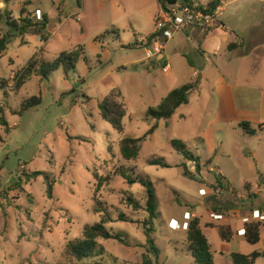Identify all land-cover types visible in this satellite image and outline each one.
<instances>
[{
  "label": "rangeland",
  "instance_id": "obj_1",
  "mask_svg": "<svg viewBox=\"0 0 264 264\" xmlns=\"http://www.w3.org/2000/svg\"><path fill=\"white\" fill-rule=\"evenodd\" d=\"M211 1L197 0L203 6ZM222 7V21L241 27L246 42L240 47L246 50L247 58L217 62L215 56L222 59L229 54L217 33L205 36V44L201 42L211 59L201 53L199 42L197 48L189 43L191 62L197 70L206 67V77L199 80L200 91L179 111L190 116L162 119L155 133L143 142L139 156L127 160L121 154V139L143 136L156 121L148 115V108L195 79L187 65L179 63L184 59L182 46L176 41L183 38L182 32L165 42V52L172 56L175 68L168 74L156 63L159 56L148 57L147 49L137 41L155 28L160 1L9 0L10 16L18 24L23 23L20 18L47 15L49 39L39 33L21 34L8 24L9 19L0 23V39L6 35L9 39L7 47L0 50V117L10 129L8 132L0 121V264H93L99 260L142 264L145 256L154 264H195L187 230L175 229L173 222L197 212L206 229V223L215 221L211 211L220 213L233 205L264 209V181H257V197L249 193L241 199L236 194L245 191L242 179H253L257 173L251 151L259 144L264 148V134H247L225 104L218 112L220 101L212 92L218 69H222L233 78L239 109L247 107L244 101L253 109L257 106L259 82L254 77L259 69L264 0H223ZM70 51L81 53L76 68L60 66L44 80L34 71L20 89L16 88L33 56L53 62L61 52ZM253 84L258 87H250ZM114 88L122 91L127 110L122 133L102 117L99 107ZM33 96H41V103L22 113L23 102ZM174 139L182 140L200 156L201 170L192 168L196 163L173 147ZM157 158L169 165L150 163ZM183 164L193 176L185 174ZM219 166L224 171L225 167L233 168L238 176L235 192L225 185ZM34 171L48 172L55 180L52 198L47 195L45 178L31 177ZM128 176L146 177L156 189L158 217L151 236L160 248L158 258L148 251L146 187L140 181L129 183ZM129 196L141 203L140 209L130 203ZM122 214L126 220L119 219ZM101 221L112 233H121L125 242L99 238L97 251L101 254L74 258L69 243L83 238L86 226ZM209 235L215 264L232 263L221 247L226 243L215 231ZM242 244L238 250L242 253L259 250L246 241ZM256 264H264V256L258 257Z\"/></svg>",
  "mask_w": 264,
  "mask_h": 264
},
{
  "label": "trees",
  "instance_id": "obj_2",
  "mask_svg": "<svg viewBox=\"0 0 264 264\" xmlns=\"http://www.w3.org/2000/svg\"><path fill=\"white\" fill-rule=\"evenodd\" d=\"M163 7H166V3H172L176 0H159ZM186 2H190L191 0H185ZM223 0H213L209 3L210 8L215 9L217 6L222 5ZM4 3L5 6H0V23L9 19L8 24L12 27H15L21 34L26 33H39L41 36L48 40V23L49 18L47 15H43L41 18L31 19L28 17L20 18L19 21H23L22 24H18V22L10 16V12L8 10L9 0H0V4ZM21 13H24L21 10ZM9 42L8 36H4L3 39H0V50L5 49ZM241 45L234 42L229 44V49H235L240 47ZM81 53L76 51L70 52H61L58 59L51 62L45 59H36V56H33L22 74L18 77L16 88L20 89L25 83L26 79H28L34 71H36L42 78L48 79L49 76L60 66L76 68L77 56ZM198 87V81L188 82L183 84L180 87H177L170 91L161 101L160 104L156 106H150L148 108V115L152 116L156 121L152 125V127L140 137L133 136H124L120 141V150L122 157L131 160L135 159L139 156V153L142 149L143 142L146 139L155 133V131L159 127V123L162 119H170L176 112V110L183 104H187L190 101V97L192 92ZM41 96H33L23 102L22 105V113L23 111L38 105L41 103ZM100 111L102 117L111 123V125L119 132H124V124L123 119L127 114L126 106L124 103V95L120 89L114 88L110 91V93L104 97V99L99 104ZM0 121L2 124L7 126V122L3 116L0 117ZM241 127L247 132L249 135H256L260 131H264V124H261L257 128H254L249 121L241 122ZM7 131L10 129L7 126ZM173 147L183 154L187 160L193 161L196 163L197 168H200V158L196 156L182 140L174 139L172 140ZM150 163L152 164H161L164 166H168L163 159H151ZM182 166L185 167V174L193 176V173L187 169L186 164ZM123 173V172H122ZM39 176H43L47 182V195L49 198H52L55 190V180L52 179L50 173L45 171H34L31 173L32 178H37ZM219 181V176L217 177ZM136 181H140L147 190L148 199L146 202V211L149 213V218L146 220L144 227L146 229L147 235V244L149 245V252H151L156 258H158L160 253V248L155 246V240L151 236L152 232H155L154 220L158 217L157 213V194L156 189L153 183L147 179L146 177H132L128 176V182L134 183ZM219 184H221L219 182ZM101 186V184H99ZM222 185V184H221ZM128 200L136 209L141 208V203L129 196ZM121 220H126L124 214L120 216ZM264 226V221H253L246 225V240L251 244H257L261 240V229ZM219 232L223 240L230 241L234 236V232L228 225H220ZM187 241L189 243V251L192 253L194 257L195 264H215V256L211 248L210 241L208 237L202 230L201 220L199 217L194 216L189 220V227L187 229ZM116 239L122 242H125L121 233H112L108 230L105 225V221L97 222L93 225H88L84 229L83 238L76 239L69 243V252L70 254L78 259L83 260L85 258H94L98 254L102 252L97 251L98 249V239ZM264 256V252L254 251L250 254H244L241 252H232L231 257L235 264H256V260L258 257ZM90 264V263H89ZM93 264H106L103 261H94ZM142 264H154L152 259L144 257Z\"/></svg>",
  "mask_w": 264,
  "mask_h": 264
},
{
  "label": "crops",
  "instance_id": "obj_3",
  "mask_svg": "<svg viewBox=\"0 0 264 264\" xmlns=\"http://www.w3.org/2000/svg\"><path fill=\"white\" fill-rule=\"evenodd\" d=\"M195 1H197V0H195ZM223 10H224V8H223ZM221 23H222L221 26L215 27V28L211 29L209 32H207V30H204L200 27H195V26L188 27L184 30L185 32L184 31L182 32V35H184L186 37L183 36V38H179L176 41V45L179 44L182 46V47H180L181 52H182L181 55H182V58L184 59L183 61L180 60L179 63H181L183 65L185 63V65H187V68L189 69V71L193 72L195 79H193L190 82L198 81V84H199V80L200 79L203 80L206 77V67H204L202 70H197L196 66L191 62V60L193 61V59L189 58V54L191 53V49L189 48V46H190L189 43L192 44V47L195 46L197 48L198 46H200L199 47L201 49L200 51H201V53H203L204 57L211 59L212 58L211 55L208 52L204 51L202 49V46H201V42L205 44L206 39L204 37L210 33L219 34L217 36L218 39L220 40V42H222L224 44V46L226 45V47L228 49V53H229V54H224L222 56L223 57L222 59L215 56L216 57L215 59H217V62H221V60H225V59H227V61L233 62V61H235V59L240 60L242 58H247L246 50L244 48L238 47L235 49H229V44L234 43V42H236L240 45L245 44L246 40H245L244 36L241 34V31H242L241 27H239V25L237 23H236V25H234L232 22H230L228 25V22H226L224 20L222 21V19H221ZM154 31H155V28L150 32L149 35H151ZM198 42L200 44L198 46H196V44ZM167 44L168 43L165 44V47H168ZM217 49L221 51L222 47H220L218 45ZM201 57H203V56H201ZM171 58H172V56L170 54H167L165 52V49H164L163 54L159 56L156 63H159L161 65H164L166 63L169 64L170 65L169 73H171V72H174V69H175L174 63L171 61ZM195 58H196V56H195ZM194 60H196V59H194ZM218 72H219V74L217 75V77L214 81V85H212V92L214 93V96H217L218 100L220 101V107L218 108V110H219L218 112H221L223 110L224 104H225V107L228 108L227 111L234 114V118H236L237 124L239 125V127H240V124L242 121H249V122L254 121V122H256L255 124L257 126L252 124V126L254 128H257L261 124H264V27L259 26V69L256 70V76L254 77V81L259 82V102H254V103H258L254 109L251 107V105L247 101H244L245 105L247 107H243V108H245L243 110L239 109L238 105L236 104V95H235V89H234L235 84H233V82H234L233 78L231 76H229V74H227V72L223 71L222 69H218ZM250 87L256 88V87H258V85L253 84V85H250ZM199 91H200V85H198V87L192 92L189 103L181 105L176 110L175 114L171 117V119L174 117H179L180 119H187L188 116H190V114H188V112H186V111H183V112H179V111H181L183 109V107L189 106L192 103L193 95L195 93H198ZM246 95H247V93H246ZM201 104L204 105V101H201ZM212 122H213V120L210 123H212ZM258 134H259V136L261 134L263 135L264 131H260L256 135H258ZM253 136H255V135H253ZM218 146H222V142H219ZM251 152L253 154L256 165L258 166V170H257L256 175L253 177V179L250 177H244L242 179L241 182H243V185H244L243 188L245 191H243V192L239 191L240 193H236L237 196L241 199L247 198L249 196V193H255L256 194L255 197H257V195L259 194L258 190L260 188V184H258L257 181L258 180L259 181L261 180V182L264 181V176L263 175L260 176V174L263 172V168H264V148H261V145L259 144V148L257 147L256 149H253ZM196 156H198V155H196ZM241 156H243L244 158H247V155L241 154ZM199 158H200V156H199ZM189 162H193V161L189 160ZM209 164L212 165V163L210 161H209ZM194 167H197V165L196 164L192 165V168H194ZM218 168H219L217 170L218 173L223 174V176H224L225 185L229 188L231 193L235 192V187L237 185L236 182H238V176L235 174L233 168L228 169V167H225L226 171H224L223 169H220V166ZM199 169L201 170V166ZM212 169H214V167H211V170ZM228 170H230V171H228ZM215 176L217 177V175H215ZM252 181H254L255 183H253ZM219 187L221 188V185H219ZM220 190L221 189H219V191ZM219 191H218V193H221ZM218 196L222 197L225 195L219 194ZM242 207H237L236 205H233V206H230L226 209L220 210L219 211L220 213L225 214V218L221 219V220H215V221L213 220V221L206 223L207 227H209L206 229L202 225V219H201L200 215L197 212L192 213V217L197 216L200 218L202 230L205 233V235L208 237L210 244H211V248H212V243H211V238L209 235V234H211V232L213 233L215 231V233H217V235L220 236L221 241L226 243V244H221V247L225 248V250H226L225 254H228L230 257L229 259L232 260V263L227 262V264H235L232 257H231V253L232 252H240L238 250L240 249V247H243L242 243L245 241L248 242L245 238V235L244 236L238 235V230L240 228H242V226H243V222H242L241 218L245 214H247V212H249L251 209H255V208H258L261 212L264 213V209H262L261 206H257L255 208H243V209H242ZM183 221H181V223ZM220 225H228L233 230L234 236L232 237V239L230 241H225L222 239L220 232H219V226ZM253 245H255L256 248H259V250L261 252H264V226L261 229V240L259 241V243L253 244ZM255 251H257V250H255ZM221 253L223 254V252H221ZM244 254H250V253L247 252Z\"/></svg>",
  "mask_w": 264,
  "mask_h": 264
},
{
  "label": "built area",
  "instance_id": "obj_4",
  "mask_svg": "<svg viewBox=\"0 0 264 264\" xmlns=\"http://www.w3.org/2000/svg\"><path fill=\"white\" fill-rule=\"evenodd\" d=\"M223 8L217 6L215 9L210 8L209 4L203 6L195 0L186 2L185 0H176L175 2L166 3V7L161 8L159 17L155 22V31L148 36H140L138 43L147 49L148 57L160 56L165 49V42L174 38L175 33L183 32L186 28L195 26L200 27L209 32L211 29L221 26V16ZM41 14V12H40ZM163 71L167 74L170 71V65L164 64ZM206 192V190H204ZM211 215L215 220L225 218V214L212 211ZM192 214H187V219L181 222H173L175 229L187 230L189 220ZM243 222L242 228L238 230V235L246 234V225L253 221H264V213L258 208L251 209L241 218Z\"/></svg>",
  "mask_w": 264,
  "mask_h": 264
}]
</instances>
